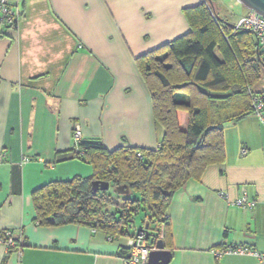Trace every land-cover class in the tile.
I'll list each match as a JSON object with an SVG mask.
<instances>
[{
  "label": "crops",
  "instance_id": "0c3cea01",
  "mask_svg": "<svg viewBox=\"0 0 264 264\" xmlns=\"http://www.w3.org/2000/svg\"><path fill=\"white\" fill-rule=\"evenodd\" d=\"M9 1L20 16L15 27L0 26V229L13 232L16 247L0 246V264H126V237L38 226L30 195L91 174L74 154V123L81 140L107 150L158 145L161 128L135 58L185 34L182 9L202 0ZM176 117L184 129L187 114ZM222 144L223 161L173 195L168 264H260L248 254L215 259L211 250L243 245L264 253V126L247 114L224 125ZM242 195L256 201L253 209L229 204Z\"/></svg>",
  "mask_w": 264,
  "mask_h": 264
},
{
  "label": "trees",
  "instance_id": "16d2710c",
  "mask_svg": "<svg viewBox=\"0 0 264 264\" xmlns=\"http://www.w3.org/2000/svg\"><path fill=\"white\" fill-rule=\"evenodd\" d=\"M182 12L188 24L185 34L135 58L161 128L158 145L107 150L95 139L78 141L74 154L90 165L91 174L34 189L30 196L36 225L76 224L127 238L133 216L142 210L147 240H158L162 223L165 247L174 193L188 180L199 179L207 166L223 161L224 125L253 113L254 97L264 99V45L255 33L220 19L208 0ZM177 110L187 114L183 130ZM94 182H108L110 188H94ZM119 186L128 192L117 193ZM132 193L139 198L130 197ZM126 254L125 247L122 256Z\"/></svg>",
  "mask_w": 264,
  "mask_h": 264
},
{
  "label": "built area",
  "instance_id": "2783aa9c",
  "mask_svg": "<svg viewBox=\"0 0 264 264\" xmlns=\"http://www.w3.org/2000/svg\"><path fill=\"white\" fill-rule=\"evenodd\" d=\"M20 16L17 7H13L9 0H0V26L11 27L16 24ZM236 28L248 29L255 33L258 41L264 45V18L256 14L253 11H248L242 16L235 24ZM252 111L259 121L264 124V115L262 113L264 109V99L262 97H254L251 101ZM82 132L80 124L74 123L72 125V139L76 144L81 140ZM245 150L241 149V153ZM4 153H0V161L4 157ZM140 157L139 154H137ZM28 158L23 157L21 163L28 162ZM221 194V193H220ZM222 198L225 196L221 194ZM264 203V198L262 199ZM229 204L241 207L243 209L251 210L256 204L254 199H247L242 195L234 201H230ZM164 226L162 223L158 225V240L163 238ZM148 230L146 227L139 228L135 234L126 238L125 247L127 249L126 264H146V260L150 251L155 250V243H151L147 240ZM0 246L4 248L6 252L16 247V239L14 234L9 229H0ZM215 259L229 254H248L256 257L260 264H264V253H258L248 246L232 245L223 246L211 250Z\"/></svg>",
  "mask_w": 264,
  "mask_h": 264
},
{
  "label": "rangeland",
  "instance_id": "374dc122",
  "mask_svg": "<svg viewBox=\"0 0 264 264\" xmlns=\"http://www.w3.org/2000/svg\"><path fill=\"white\" fill-rule=\"evenodd\" d=\"M208 4L213 8L216 16H218L220 19H223L229 24L235 25L237 22L238 16L242 13V11H245L244 6H242L241 3H239L237 0H208ZM262 85L264 87V79L262 81ZM264 112V111H263ZM177 119V117H176ZM259 120V119H258ZM261 123V122H260ZM177 124L179 126V121L177 119ZM187 125V123H186ZM264 126V124H263ZM186 127H184L185 129ZM182 129V128H180ZM183 130V129H182ZM112 193V191H110ZM130 197L132 198H139V195L137 193L130 194ZM143 211L139 210L136 215L133 216V222L130 223L127 233L128 235H133L135 232L143 227Z\"/></svg>",
  "mask_w": 264,
  "mask_h": 264
},
{
  "label": "water",
  "instance_id": "95a60500",
  "mask_svg": "<svg viewBox=\"0 0 264 264\" xmlns=\"http://www.w3.org/2000/svg\"><path fill=\"white\" fill-rule=\"evenodd\" d=\"M247 10L253 11L264 18V0H237ZM93 187H99L102 190H109L110 185L108 182H94ZM119 194H126L128 190L123 186L116 187L115 189ZM156 249L149 252L146 264H168L171 252L166 250L162 240H157L155 243Z\"/></svg>",
  "mask_w": 264,
  "mask_h": 264
}]
</instances>
